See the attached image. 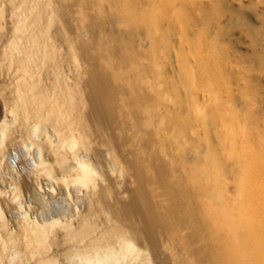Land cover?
Here are the masks:
<instances>
[{
    "label": "bare ground",
    "instance_id": "obj_1",
    "mask_svg": "<svg viewBox=\"0 0 264 264\" xmlns=\"http://www.w3.org/2000/svg\"><path fill=\"white\" fill-rule=\"evenodd\" d=\"M158 2L0 0V264H264V221L221 179L234 126L209 111L200 137Z\"/></svg>",
    "mask_w": 264,
    "mask_h": 264
},
{
    "label": "rangeland",
    "instance_id": "obj_2",
    "mask_svg": "<svg viewBox=\"0 0 264 264\" xmlns=\"http://www.w3.org/2000/svg\"><path fill=\"white\" fill-rule=\"evenodd\" d=\"M166 4L158 2L157 6L163 18L157 32L163 70L167 74L173 72L171 56L181 42L198 69L191 91L201 108L192 114L200 124V137L207 126L201 118L209 111L217 112L214 120L219 129L223 123L234 126L222 151L227 167L235 170L221 179L226 180L233 195L239 194L242 203L250 206L252 221H264V65L247 61L253 51L264 52V0H172L170 6L169 2ZM168 7L171 16L167 17ZM186 28L188 42L183 41ZM202 48L204 55L214 56L208 59L211 73L201 72L197 67L196 58ZM220 49L226 53L221 60L215 57ZM241 177L248 179L243 192L242 186L238 191ZM55 202L59 206L62 200ZM99 219L104 222L102 216Z\"/></svg>",
    "mask_w": 264,
    "mask_h": 264
}]
</instances>
